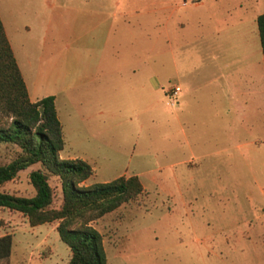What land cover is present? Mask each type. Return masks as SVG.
<instances>
[{
  "label": "rangeland",
  "instance_id": "374dc122",
  "mask_svg": "<svg viewBox=\"0 0 264 264\" xmlns=\"http://www.w3.org/2000/svg\"><path fill=\"white\" fill-rule=\"evenodd\" d=\"M61 1L95 7L115 0ZM122 1L143 7L150 0ZM169 1L166 12L156 13L155 25L144 18L135 26L134 48L127 37L119 41L124 69L106 77L103 89L76 81L86 69H64L73 64L68 37L62 36L59 52L41 67L55 62L63 69H34L43 27H6L26 47L27 57L18 61L25 80L36 81L35 94L55 95L62 125L59 156L81 158L92 167L80 184L119 175H135L141 184L133 199L88 222L101 235L105 264H264V111H257L264 87L254 18L264 12V0ZM83 26L75 27L77 36L86 34ZM84 45L77 48L82 58ZM131 61L134 72L127 66ZM245 72L253 76V111L237 123L234 111L216 113L208 101L217 94L227 103L226 82ZM53 80L64 89H54ZM100 82L98 75L94 84ZM174 85L180 91L171 105L167 89ZM17 152L0 142V164ZM38 167L18 171L0 191L33 195L28 173ZM47 182L52 206L58 207L59 180L50 176ZM56 224L30 226L20 212L0 206V236L11 239L7 264H66L70 252Z\"/></svg>",
  "mask_w": 264,
  "mask_h": 264
},
{
  "label": "trees",
  "instance_id": "16d2710c",
  "mask_svg": "<svg viewBox=\"0 0 264 264\" xmlns=\"http://www.w3.org/2000/svg\"><path fill=\"white\" fill-rule=\"evenodd\" d=\"M262 53L264 83V12L255 18ZM0 142L18 148L17 154L0 164V186L11 180L18 171L37 163L29 171L31 196L13 195L0 191V206L20 212L28 225L57 221L59 240L69 249L66 264H105L101 235L89 221L133 199L141 184L135 175H119L111 180L81 185L92 173L90 165L81 158H61L60 124L53 96L35 101L27 91L0 23ZM59 180L61 202L52 206V192L47 179ZM11 239L0 236V261L7 264Z\"/></svg>",
  "mask_w": 264,
  "mask_h": 264
},
{
  "label": "crops",
  "instance_id": "0c3cea01",
  "mask_svg": "<svg viewBox=\"0 0 264 264\" xmlns=\"http://www.w3.org/2000/svg\"><path fill=\"white\" fill-rule=\"evenodd\" d=\"M194 1H196L195 3H199V0ZM244 1L245 0H238V3L242 4ZM29 4L30 3L27 2V0L26 2L25 0H0V23L25 85L28 99L30 101H35L43 96L52 95L56 116L60 124V131L62 125L55 107L54 93L44 92L40 95H36L35 91L38 89L36 81L34 79L30 82L25 80L20 70L22 64L18 61V56L20 58L27 57L25 55L26 47L21 44H19V46L16 44L14 36L10 37L6 25H20L26 30L31 26L43 27L42 35L40 36L38 43V64L34 69H63L56 66L55 62L49 67H41L46 57H55L59 52L60 47L58 42L62 36L68 37L71 43H73V47L69 52L71 58L70 62L73 64L64 69H86L84 77L81 79L77 78L76 81L81 82L83 79L86 86L89 85L92 86V88L100 86V88L103 89V87L106 86V77L115 74V69H124L123 66L119 65V47L121 46L119 41L122 43L121 39L127 37L129 48H134L136 34L135 26L139 28L141 26V20L144 18L153 19L154 21L152 20V24L155 25L156 13L160 11L166 12L167 9L171 7L169 0H150L149 3L143 7L130 1L122 0H115L111 4L99 3L96 4L95 7L92 3L86 2L83 7H77L76 5H70L61 0H37L35 5L29 6ZM77 11L82 12L78 15ZM4 14L6 22H4ZM257 15L258 14H256L254 18H256ZM77 25H84L83 27H86V34L84 36L76 35L75 27ZM51 27L59 28L52 29ZM61 27H64L66 30L64 29L61 31ZM62 32H66V35H62ZM82 42H84L85 45ZM19 43L21 42L19 41ZM82 45L85 46V54L83 58L81 54L78 53L77 49L83 47ZM20 60L22 61V59ZM27 63L29 64L28 60ZM127 66L128 69H132V72H134L135 63H133V61L129 62ZM242 69L253 68L245 66ZM98 75L101 77V82L100 84L95 85L94 80H96ZM259 79L263 82V66L262 71H260L259 74ZM109 82L114 83V78L113 80H109ZM252 83L253 76L251 73L247 74V72L244 73L243 78H234L232 82H230L231 86L226 82V89L230 92L229 94L227 93L228 96L225 99L227 103H222L219 98L216 97L217 94H214L215 96L208 101V107L216 113H230L234 111V121L237 123L245 122L247 114L252 110ZM52 84L54 89H64V86L58 87L56 85L57 81L55 80L52 81ZM176 103L177 101L174 104ZM259 103V105L257 104V111L258 109L264 111V109H262L264 102L260 101ZM198 104L197 101L194 106L196 108L201 107L202 104ZM221 105H224L225 107L220 108ZM88 118L89 115L86 114V120Z\"/></svg>",
  "mask_w": 264,
  "mask_h": 264
},
{
  "label": "built area",
  "instance_id": "2783aa9c",
  "mask_svg": "<svg viewBox=\"0 0 264 264\" xmlns=\"http://www.w3.org/2000/svg\"><path fill=\"white\" fill-rule=\"evenodd\" d=\"M179 91V87L178 86H172L170 88L167 89V95L169 96V101L170 104H174L175 103V96L177 95Z\"/></svg>",
  "mask_w": 264,
  "mask_h": 264
}]
</instances>
